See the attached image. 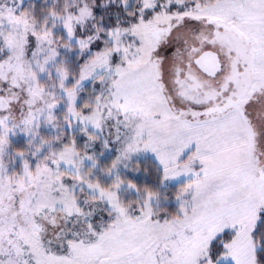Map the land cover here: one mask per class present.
I'll return each instance as SVG.
<instances>
[{"label":"snow or ice","instance_id":"obj_1","mask_svg":"<svg viewBox=\"0 0 264 264\" xmlns=\"http://www.w3.org/2000/svg\"><path fill=\"white\" fill-rule=\"evenodd\" d=\"M0 264H264V0H0Z\"/></svg>","mask_w":264,"mask_h":264}]
</instances>
